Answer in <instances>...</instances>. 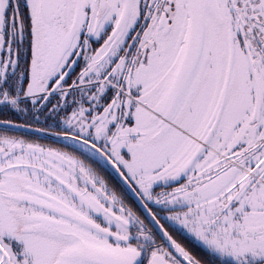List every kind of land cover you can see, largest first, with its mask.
I'll use <instances>...</instances> for the list:
<instances>
[{
  "label": "snow or ice",
  "instance_id": "1",
  "mask_svg": "<svg viewBox=\"0 0 264 264\" xmlns=\"http://www.w3.org/2000/svg\"><path fill=\"white\" fill-rule=\"evenodd\" d=\"M0 264H264V0H0Z\"/></svg>",
  "mask_w": 264,
  "mask_h": 264
}]
</instances>
